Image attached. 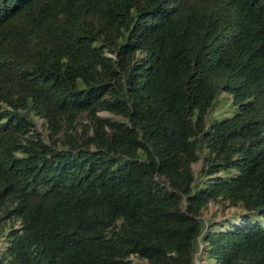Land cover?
<instances>
[{"label":"trees","instance_id":"obj_1","mask_svg":"<svg viewBox=\"0 0 264 264\" xmlns=\"http://www.w3.org/2000/svg\"><path fill=\"white\" fill-rule=\"evenodd\" d=\"M0 234V264H264V0H0Z\"/></svg>","mask_w":264,"mask_h":264},{"label":"rangeland","instance_id":"obj_2","mask_svg":"<svg viewBox=\"0 0 264 264\" xmlns=\"http://www.w3.org/2000/svg\"><path fill=\"white\" fill-rule=\"evenodd\" d=\"M228 96L224 92H220L217 96V99L215 103L212 106V109L209 112V115L216 116L218 117L220 114H226L230 108H228ZM98 114H104L108 115L111 117H114L112 114H108L104 111H99ZM35 122V127L42 132V135H45V131L42 130L41 126V120L39 118H34ZM87 120L84 116H79L75 121H74V126L77 131H84L85 126L87 125ZM200 160L192 162L191 163V169L193 170V173H196L199 165H200ZM237 212L236 208L234 207H221L218 203L214 201H208L206 208H204L201 212V217L203 219H206L208 217H213V220L216 221H222L223 218L228 217L231 218L232 222L238 221L239 217L238 215H232ZM2 236L0 234V249L2 248Z\"/></svg>","mask_w":264,"mask_h":264}]
</instances>
